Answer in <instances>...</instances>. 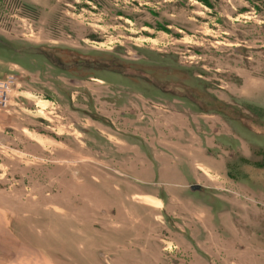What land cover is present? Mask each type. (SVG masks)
<instances>
[{"label":"rangeland","instance_id":"1","mask_svg":"<svg viewBox=\"0 0 264 264\" xmlns=\"http://www.w3.org/2000/svg\"><path fill=\"white\" fill-rule=\"evenodd\" d=\"M0 264H264V0H0Z\"/></svg>","mask_w":264,"mask_h":264},{"label":"built area","instance_id":"2","mask_svg":"<svg viewBox=\"0 0 264 264\" xmlns=\"http://www.w3.org/2000/svg\"><path fill=\"white\" fill-rule=\"evenodd\" d=\"M16 83L15 76H7L5 78H0V110H7L11 104L9 98V92Z\"/></svg>","mask_w":264,"mask_h":264}]
</instances>
